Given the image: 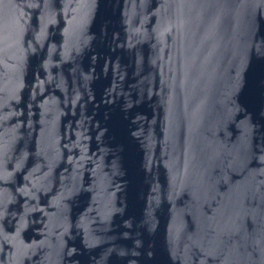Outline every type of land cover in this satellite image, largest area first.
Segmentation results:
<instances>
[{
	"label": "water",
	"instance_id": "95a60500",
	"mask_svg": "<svg viewBox=\"0 0 264 264\" xmlns=\"http://www.w3.org/2000/svg\"><path fill=\"white\" fill-rule=\"evenodd\" d=\"M0 264H264V0H0Z\"/></svg>",
	"mask_w": 264,
	"mask_h": 264
}]
</instances>
